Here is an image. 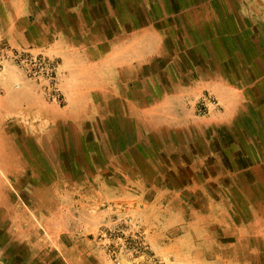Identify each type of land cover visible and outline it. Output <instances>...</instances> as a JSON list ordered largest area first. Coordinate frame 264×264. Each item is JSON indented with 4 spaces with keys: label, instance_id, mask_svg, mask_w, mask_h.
<instances>
[{
    "label": "crops",
    "instance_id": "obj_1",
    "mask_svg": "<svg viewBox=\"0 0 264 264\" xmlns=\"http://www.w3.org/2000/svg\"><path fill=\"white\" fill-rule=\"evenodd\" d=\"M154 32L155 46L138 38ZM1 43L58 58L64 101L4 61L0 264H37L30 242L9 232L12 202L36 209L41 200L21 194L48 192L63 209V191L93 176L87 162L94 176L142 181L148 203L162 193L165 207L191 208L177 215L212 242L216 262L264 264V0H0ZM209 93L222 109L195 114ZM122 96L160 117L143 139L122 123ZM188 166L193 185L182 179Z\"/></svg>",
    "mask_w": 264,
    "mask_h": 264
},
{
    "label": "rangeland",
    "instance_id": "obj_2",
    "mask_svg": "<svg viewBox=\"0 0 264 264\" xmlns=\"http://www.w3.org/2000/svg\"><path fill=\"white\" fill-rule=\"evenodd\" d=\"M146 36L150 46L157 45V33L138 34L141 43ZM124 39L126 37L122 36ZM137 52L144 56L145 50L138 48ZM129 70V66L124 65L122 75L126 76ZM137 83L142 90L145 87L148 90L149 82L139 80ZM207 96L204 102H196L195 114L204 116L213 108L222 109L212 93ZM185 102L192 106L189 100ZM122 110V123L135 125L142 139L145 123L160 121L159 116L152 115L151 111L146 112L128 97L122 96ZM172 160L176 162L175 158ZM65 164L69 166L67 161ZM87 165H91L89 172L93 176L85 180L87 186L63 191V197L57 203L58 206L65 205L63 209L52 207L55 203L50 200L54 194L48 192L27 190L21 194L26 202L38 204V200H41V206L36 209L29 208L21 199H17L18 203L12 202L9 232L30 242L37 264H225L224 260L216 262L208 255L212 242L199 238V227L192 222H183L177 215L183 210L191 214V208L165 207L162 193L154 194L157 201L148 203L144 198L146 194L142 181L134 177L94 176L96 164L87 162ZM186 168L187 177L182 179L193 185V170L190 166ZM63 179L59 177V180ZM168 179L176 183L179 178L172 176ZM107 180L129 183L138 190H113L106 187ZM58 184L67 183L59 181ZM185 197L192 201V191Z\"/></svg>",
    "mask_w": 264,
    "mask_h": 264
},
{
    "label": "built area",
    "instance_id": "obj_3",
    "mask_svg": "<svg viewBox=\"0 0 264 264\" xmlns=\"http://www.w3.org/2000/svg\"><path fill=\"white\" fill-rule=\"evenodd\" d=\"M5 60L12 61L29 78L45 79L48 98L59 102L64 101V96L57 86V70L60 63L57 58L45 54H33L28 49L11 47L6 43H1L0 70L4 67Z\"/></svg>",
    "mask_w": 264,
    "mask_h": 264
}]
</instances>
